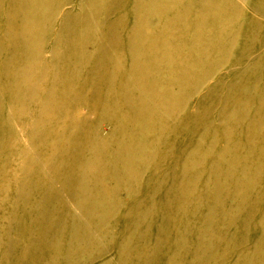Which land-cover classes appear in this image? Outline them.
Returning a JSON list of instances; mask_svg holds the SVG:
<instances>
[{
	"label": "bare ground",
	"instance_id": "1",
	"mask_svg": "<svg viewBox=\"0 0 264 264\" xmlns=\"http://www.w3.org/2000/svg\"><path fill=\"white\" fill-rule=\"evenodd\" d=\"M128 204L119 264H264V0H0V264H90Z\"/></svg>",
	"mask_w": 264,
	"mask_h": 264
},
{
	"label": "rangeland",
	"instance_id": "2",
	"mask_svg": "<svg viewBox=\"0 0 264 264\" xmlns=\"http://www.w3.org/2000/svg\"><path fill=\"white\" fill-rule=\"evenodd\" d=\"M16 113H19V110H16V112L14 113V115H16ZM16 116H14V117H16ZM12 124H14V122L12 120H10V125H12ZM182 128L185 130V132H184L185 135H187V133L191 132L193 126H185V127H181V129ZM184 140H186V137L185 136H184L183 140H181V142L179 141L180 144H177L175 146V148H176V150L178 152L177 153V157H173V156L171 157L170 154L167 155L165 157V159L162 162H160V164L158 166H156L158 163L155 164V167L151 168L146 173L145 178L148 181H149V179H151V180H154L156 182H159V181H161L166 176H168L167 178H170V177L172 178V175L174 174V172L176 170H180V168L183 167L182 162H184V159H183V156H182V152H180V151L183 150ZM169 145H170V143L169 142H166L165 143V146L163 147L164 150H166ZM177 146H179V147H177ZM18 151L20 152V148L18 149ZM184 158H186V157H184ZM42 165H44V163ZM255 191L257 193H259V189L258 188H255ZM156 192H157L156 190L154 192H152L151 189L148 190V191H144L140 195V198H142V199L144 198L143 201H145V202H151V201H153V203H156L157 202L156 198H159L163 194L161 191H158L157 192V195H156V198L154 199L153 198L154 196H152L151 193L152 194H156ZM150 195L152 197H150ZM163 202H164V200H163ZM158 203H160V202H158ZM132 205L131 204H128V205L123 206V207L121 206L120 213L122 214V218H121V220L119 222V225L117 227V232H116L117 234H116L115 239H114L115 241L112 242V243H106L105 244V246H106L105 247V250L102 251V252H100L101 254H94V255H92L91 260H90L91 262H89L90 264H102V263H104L108 259H111V260L115 261L116 264H119V250H120L119 248H120V245H121L122 241L125 239V237H126V235L128 233V230L130 228V225L132 224L131 222L134 220V215L132 214V211H131ZM129 213L131 214V222L130 223L129 222H126L128 220V217L127 216L129 215ZM123 231L125 233H123ZM51 235H52V237L55 236L54 233H52ZM14 237H15V235H14ZM234 239H235V241H237L238 240V237H234ZM250 244H251V242L240 245V243L238 244V243H236V242L233 241V244H231L230 248L231 249H233L234 247L237 248L235 250L238 253V252L244 250L247 246L249 247ZM12 245H13V243H12ZM13 247L16 248V246H13ZM9 249H11V248H9ZM14 251L16 253V249H12L11 252H8V259L6 261V264H15V260H16V257L17 256L14 255ZM231 252L237 254L233 250H231ZM233 253H231V254H233ZM235 254H233V255H235ZM222 256H224V258H225V254L224 253L222 254ZM210 258L212 259V257H210ZM2 261L3 260L0 259V262H2ZM227 263L228 264L232 263V260L229 259V261ZM29 264H34V262H31Z\"/></svg>",
	"mask_w": 264,
	"mask_h": 264
}]
</instances>
